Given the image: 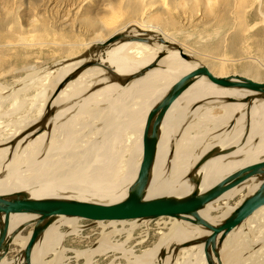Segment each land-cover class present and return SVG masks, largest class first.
I'll use <instances>...</instances> for the list:
<instances>
[{"label":"rangeland","instance_id":"obj_1","mask_svg":"<svg viewBox=\"0 0 264 264\" xmlns=\"http://www.w3.org/2000/svg\"><path fill=\"white\" fill-rule=\"evenodd\" d=\"M237 4L236 0H0V139L5 137L6 133L12 129V123L16 121H34L42 109L44 99L52 86L53 77L57 75L53 71L61 72L67 64L80 61L82 57H85V53L92 48V44L97 43V41H104L114 32L121 33L123 28L122 33H126L127 28L138 31H140L138 27L146 29L144 35H139L150 39H148L147 44L154 42L151 34L160 33L163 37L166 35L168 36L166 39L172 40L173 44L180 46L179 48L184 54L206 65L209 69L211 62L218 63L221 59L226 58L229 67L224 69L218 76L237 74L258 82H264V76L257 78L254 77V74L243 73L238 69L240 65L248 62L255 66L258 65L253 62V59L254 57L260 58L261 51L258 50L261 45L262 48L264 47V26L260 24L255 26L249 31V37L247 33L242 34L239 31L240 26L238 24L239 21L244 20L243 18H246L248 24L255 21L258 18L257 13L264 12V0L254 4L250 9L246 4L244 8H238ZM242 12L252 13L250 16L247 15L248 13L242 15ZM110 18L114 19V24L108 23L107 25ZM152 27L159 30V33L150 31L149 29H152ZM239 34H242V36ZM88 44H91V46L88 47ZM222 46L223 48H221ZM256 47L258 50L255 49ZM93 54L95 56L99 55L96 52H93ZM120 56L124 61V65H121L123 70L128 64L133 63L132 60L134 59H131L129 54L121 53ZM262 60L264 62V59ZM89 61L94 62L96 59ZM85 63L86 61L82 62L77 68L78 72L84 70L81 69V66ZM260 69L264 71V66ZM103 70L106 72L105 69ZM85 77L80 75L77 86L68 91L58 101L57 111L59 114L71 111L63 117L60 116V118H71L62 121L59 132L51 138V141L58 145H65L67 148L76 135H78L76 142L79 143V149H85L95 139L98 140L97 133L100 132L99 128H101V122L106 115V111L110 115L111 110L116 105L114 101H111L109 106L103 103L104 95L98 94V91L101 90L87 88ZM112 78L119 79V81H116L119 83V87L113 94L116 96L121 86L120 82L122 80L120 79L122 77L109 76L110 80ZM100 85L96 88H99ZM90 93H94V97L86 100ZM143 99L140 95L131 97L127 103L128 110L121 117H131L132 110L136 109L138 107L136 104H140ZM205 103L204 100L198 101L191 107L192 110L200 104L199 106L202 105L204 110L207 111L203 119H198L192 129L197 138L203 134H216L220 125L216 123L217 119L215 120V118L208 120V116L223 115L224 113V105L218 107L217 103L210 102V100ZM103 107L104 109H102ZM188 108L189 106L187 110ZM187 114L186 111L184 119H187ZM141 124L142 122L138 124L137 128L136 126L122 127L119 124L115 127L117 136H111L110 130L104 132V136L106 138L109 136L112 144H114L113 155L117 157L114 179L116 181L127 173L125 176H130L133 170L136 169V164L141 160V157L136 155V163L133 168L126 167L128 165L126 161L130 162L129 159L133 156L129 153L136 144ZM43 131V129L40 130L38 134L43 133ZM205 131L207 133H204ZM34 136L35 134L23 142ZM209 139L211 138L203 141ZM185 141L187 143V139ZM98 142L95 141L91 145L79 165L75 161L66 159V157L62 158L67 161L64 170L67 172L68 169L74 166V169L78 168L80 170L83 168L85 159H88L90 154L100 146L101 142ZM259 148L263 153L264 146ZM79 149L71 151L78 154ZM214 158L216 156L206 160L205 164H208ZM33 171L32 169L26 172ZM1 175L4 176L3 173ZM203 187V185L199 186V188ZM75 191L70 190V192L59 195H67L68 193L72 197H79L81 194L77 190ZM249 191L248 185L241 183L232 192L226 194L223 199L214 202L213 205L209 203L207 207L209 208L208 215L211 217V222L216 220L215 215L238 205ZM116 194L118 195V193ZM84 196L91 201L107 202L111 199L107 194L100 197L91 192H85ZM255 216H249L224 239L220 247V253L221 250H226L225 257L228 254L231 256V260L230 257L228 260L230 263L264 264V214L259 212ZM173 221L176 220L168 217L153 220L112 222H94L81 219L73 220L75 225L73 224L72 227L70 224L60 222L55 227L57 232L55 233V230H53L55 235L52 238L54 236L58 237L56 240L55 238L50 240L51 242L54 241L52 242L53 245L49 242L50 245L47 244V249L45 248L39 252L41 255L38 254V263L157 264L160 260V254H164L165 257L161 260L162 264H172L173 260L182 264L184 258L180 249L170 262L172 250L168 251L166 248L167 239L172 233ZM30 230L31 226H28L19 236L26 237ZM41 241L38 245H42ZM100 243L104 246L102 247ZM14 244L19 246V249L24 245L22 241ZM116 244L121 245V247ZM99 246L104 249L100 248L101 250L98 251ZM173 246L175 248L178 245L173 244ZM105 247L107 251H104ZM155 249H158L156 255L154 257L148 256V258L147 255ZM19 251H13L11 247L6 260L10 261ZM189 257L191 255H188L186 261L189 260ZM221 257L223 258V254ZM191 258H193L191 260H194V257ZM187 264L190 263L187 262ZM199 264H202V262ZM203 264H205L204 261ZM223 264H226L225 260Z\"/></svg>","mask_w":264,"mask_h":264},{"label":"bare ground","instance_id":"obj_2","mask_svg":"<svg viewBox=\"0 0 264 264\" xmlns=\"http://www.w3.org/2000/svg\"><path fill=\"white\" fill-rule=\"evenodd\" d=\"M260 1L261 0H236L238 3V8H244L246 4L249 9L252 8L254 4L260 3ZM245 13L247 14L248 12H242L241 14L244 15ZM251 13L252 12H249L247 15H250ZM255 15L256 14L254 12V16ZM257 15L258 18L252 23L248 24L246 18H243L246 23L242 19V21H239V31L242 32V34L247 33V35L250 37L249 31H251L255 26L258 24L264 26V12H258ZM108 23L114 24V19L112 20L110 18L107 22V25ZM138 28L140 31L135 29L131 30V28L129 30V28H127L125 32L139 35L142 34L141 31L146 30L141 27ZM149 30L159 33V30L153 29V27ZM122 31H124V28L121 29V32ZM113 34H116V32ZM242 34L239 35L242 36ZM151 36L154 40V42L152 41L153 43L151 44L127 41L117 42L107 47L104 50L103 55L99 54L95 56L92 52V48H94L98 43L103 42V40L97 41V43L92 44V48H90L85 53V57H82L80 61L78 60L67 64L61 72L54 69L56 71L53 72L57 75H54L52 86L44 99L42 109L34 121H16L15 123H12V129L6 133L5 137L0 139V174L3 173L4 175L0 176V194H10L24 191L27 193V195L36 199H45L50 197H71L80 200H90L85 198L84 193L91 192L100 197L107 194V196L111 198L109 200L110 202L117 201L125 197L128 187L136 177L140 161L136 164V169L133 170V173L130 176H125L128 174L127 172H129V170L125 172L127 174L123 175L120 180H114L117 157H115L116 155H113L114 144H112L111 139L109 136L107 138L104 136L105 130H110L109 132L112 134L111 136H117V129H115L117 125L120 124L122 127L136 126L137 128L138 124L142 122L140 126L141 128H139V134L136 138V144L129 153L131 156L133 154V156H130V162L126 161L128 160L126 158V160H124L128 163V165L125 166L132 169L133 165L136 163V155L141 157V131L148 109L158 98L161 97V95L166 91L171 83H173L180 76L192 70V68L195 66L194 64L181 59L176 49H171L165 45L166 42L173 44L172 40L169 41L166 39L168 36L164 35L163 37V35H160V33L151 34ZM245 36L244 38L247 37ZM170 38L174 39L173 37ZM157 40H161L162 42H158ZM87 46L89 47L91 44H88ZM261 46L259 50L257 49L258 46L255 48L256 50L261 51L259 56L260 58L253 56V62L258 65L255 66L250 62L240 65L238 69L241 72L254 74V77L257 78L264 76V71L260 69V67L264 66V62H262V59H264V47L262 48ZM221 48H223V46ZM121 53L129 54L131 59H134L132 60L134 64H128V68L126 67L124 70L121 68V65H124V61H122L123 58L120 56ZM92 59H96L94 62H99L100 65L105 67L106 72L97 66H92L91 68H89L90 66L84 67V64L81 66V69L84 70L80 72L77 71V68L82 64V62H88ZM227 64L229 63L227 62L226 58L221 59L218 63L211 62L209 70L214 75L218 76V74H221L224 69L229 67ZM149 66L151 67L147 68ZM80 75L86 76L84 80L86 81L87 88L91 87L96 90H101L98 91V94L104 95L105 99L103 103L108 104L109 106V103L114 101L116 102V105L113 107L114 109L111 110L110 115L106 111V115L102 119V125L101 128H99L100 132L97 133L98 140H94V142H101L98 149L92 152L88 159H85V165L83 168L80 170L78 168L74 169V166L68 169L66 172L64 168L67 161L65 160L69 159L75 161L77 165H79L83 159V156L87 154L91 145L94 143L93 142L91 145H88V147L85 149H79V143L76 142L78 135L73 137L68 148L65 145H58L57 143L51 141V138H53V136L59 132L62 121L69 120L71 118H60V116L63 117V115L71 111L59 114L57 111V107L59 106L58 101L61 97L65 96L68 91H71L77 86ZM109 76H115L119 78L122 77L120 79L122 80V82H120L121 86L116 96L113 94L119 87V83L110 80ZM130 77L131 79H129ZM73 78L77 79L73 80ZM99 84H101V87L99 86V88H96ZM93 94L94 93L88 94L86 100L94 97ZM253 94L254 93L252 91L247 89H226L215 87L204 77H200L185 91H183V93L170 106L165 118L163 119V123L159 132L157 153L153 167L151 169L149 184L146 189V197H182L188 195L192 190L195 189V186L192 182H194L197 178L201 179L199 186H204L203 188L198 187V189L202 191L214 184L219 178L231 170H234L235 168H238L247 162L257 160L256 158L259 156H264V152L259 156L254 155L257 146L259 144L264 145V129L262 131L258 130L259 127H264V100L254 98L249 100V104L239 102L240 100L249 99ZM136 95H140L144 99L140 104H136V106H138L136 108L137 110H132L131 117L122 118L121 116L125 115L128 110V101L131 99V97ZM202 99L204 100V103L208 100H210V102L217 103L218 107L224 105L223 115H209L208 120L215 118V120L217 119L216 123L218 124V122L222 123L223 120L228 118H237L225 129L219 127L221 133L214 135L203 134L201 137L197 138V135H194L192 130L196 124V121L193 120L195 114L204 110V107L202 105L199 106L200 104H198L196 108L194 107L195 109L193 108L191 110V107H193L198 101H203ZM232 99L237 101H231ZM188 106L189 108L187 110ZM102 109H104V107ZM177 110L180 112L178 113ZM176 111L177 113H175ZM186 111L188 112L187 119H184ZM204 111L207 112L206 109ZM112 121H114L116 124L114 122L113 124ZM42 129L44 130L43 133L38 134V132ZM204 133L207 132L205 131ZM34 134L35 136L33 138L23 142ZM234 134H236L237 137L232 139L231 136ZM243 135L244 145L242 147H237L236 150L228 155L217 156L208 164L200 165L199 161L202 154H207V152L211 149L223 150L225 148L234 147L236 143L242 139ZM207 138L211 139L203 141ZM186 139L187 143L185 141ZM75 149H79L78 154L71 151ZM64 157H66L65 160L62 159ZM230 160H233V165L231 168H217L219 165ZM32 169L34 170L33 172L27 173ZM246 182H249V179ZM52 185L54 186L52 187ZM248 187L250 190L249 192H251L256 187V185L252 183L249 184ZM234 189L226 194H229ZM70 190L74 192L77 190L81 195H79V197H72L68 195V193L67 195H59L64 192H70ZM116 193H118V195ZM263 208L264 207H260L257 209L252 214V216L257 215L259 212L264 214ZM208 209L209 208L206 205V207L200 211V216L211 222V217L208 215ZM232 209L233 207H230L226 211L221 212L219 215H215L214 217H216V220L212 223H217L223 220V218H225ZM26 219V215L14 214L11 216V226H16ZM73 220L81 219L60 216L57 217L53 223H51V225H49V227L43 233V239L41 241L42 245H38L40 242L39 241L33 248L31 264H39L38 254L41 255L39 252L46 248L47 244L51 242V239L53 240L55 238L56 240L58 237L54 236L52 238V236L55 235L53 230H55V233L57 232V228H55L57 227V224H60V222H65L70 224L72 227L74 224ZM72 231L73 230L71 229V232ZM171 232L172 233H170V236L166 242V248L168 251L173 249V244H178L186 239L207 235V233L201 231L197 227L181 221H173ZM27 238L28 235L26 237H21L18 234L14 239V243H19L22 241L25 244ZM116 245L118 246L119 244ZM116 245L114 246L116 247ZM103 246L104 245H102V247ZM102 247L99 246V248H97L99 249L98 251H100V248ZM119 247H121V245H119ZM104 251H107L106 247ZM157 251L158 249L153 250V252L148 254L147 257H154ZM180 251L184 258V260H182V264H187V262L190 264H199L201 260L204 261L202 245L183 247L180 248ZM226 252V250H221L220 253L219 248L221 262L223 263L225 260L226 264H232V262L230 263V261H228L229 257L231 260V256L228 254L225 257ZM222 254L223 258L221 257ZM188 255L194 257V260H191L193 258L189 257V260L186 261ZM5 264H9V262L7 263L6 261ZM17 264H19V261ZM172 264H179V262H174L173 260Z\"/></svg>","mask_w":264,"mask_h":264},{"label":"water","instance_id":"obj_3","mask_svg":"<svg viewBox=\"0 0 264 264\" xmlns=\"http://www.w3.org/2000/svg\"><path fill=\"white\" fill-rule=\"evenodd\" d=\"M142 34L144 35V31ZM148 43L147 38L135 33H116L109 36L103 42L98 43L92 52L103 55L104 50L117 42ZM162 42L161 40H159ZM171 49L178 51L179 57L186 62L194 64V68L177 78L169 85L166 91L148 109L141 131V160L136 177L130 184L127 194L117 201H90L71 197H50L45 199L32 198L24 191L10 194H0V264L6 263V257L10 252L11 244L18 234L31 226L28 238L20 251L7 261L9 264H31L32 252L35 244L43 239L44 231L57 217H74L78 219L104 222L127 220H153L168 217L176 221L188 223L207 233L183 240L173 247L170 253V262L180 248L191 245H202L205 264H223L221 262L219 248L226 236L241 225L257 209L264 207V157L247 162L244 165L231 170L219 178L214 184L204 190H199L201 179L192 182L195 189L182 197L160 196L146 197V189L149 184L151 169L157 153L159 132L163 119L173 102L200 77H204L215 87L226 89H247L254 94L247 100L239 102L249 104L254 98L264 100V82L254 81L240 75L216 76L209 68L197 60L192 59L175 44L165 43ZM95 65L105 69L99 62L88 61L84 67ZM151 66L147 67L150 68ZM131 79V77L129 78ZM112 81H119L112 78ZM237 101V100H231ZM246 135V134H244ZM244 135L234 147L223 150H210L204 154L200 163H204L212 156L228 155L237 147L244 144ZM249 179V182H246ZM255 184L256 187L247 193L223 220L212 223L200 216V211L206 205L223 199L226 193L239 184ZM14 214L26 215L27 219L16 226H11V216ZM165 257L160 254L157 264H162Z\"/></svg>","mask_w":264,"mask_h":264},{"label":"crops","instance_id":"obj_4","mask_svg":"<svg viewBox=\"0 0 264 264\" xmlns=\"http://www.w3.org/2000/svg\"><path fill=\"white\" fill-rule=\"evenodd\" d=\"M205 111L204 110H202V111H200L199 113H197V114H195V116H194V120L193 121H196L197 122V120L198 119H203V117L205 116ZM237 117H235V118H228V119H226V120H223L222 121V123H220V122H218V124L220 125V128H226V127H228V125L230 124V123H233L234 121H235V119H236ZM195 122V123H196ZM194 124V123H193ZM264 126V125H263ZM219 128V127H218ZM264 129V127H259V131H262ZM218 133H221L220 132V130L219 129H217V133L216 134H218ZM237 137V135L236 134H234L233 136H231V138L232 139H235ZM260 146H264V145H262V144H259L258 146H257V148H256V150H255V153H254V155H256V156H259L260 154H261V151H260ZM217 150H219V149H217ZM202 156H203V154H202ZM202 156H201V158H202ZM253 156V155H252ZM217 157V156H216ZM263 156H259V158L258 159H261ZM201 158H200V160H201ZM201 162V161H200ZM232 162H233V160H230V161H227L226 163H223V164H221V165H219L217 168H219V169H229V168H231V166L233 165L232 164ZM206 163V161L204 162V163H200V165H204ZM11 247H12V250L13 251H15V250H20L19 249V246H16L14 243H12L11 244ZM201 262H202V264H203V260H201Z\"/></svg>","mask_w":264,"mask_h":264}]
</instances>
